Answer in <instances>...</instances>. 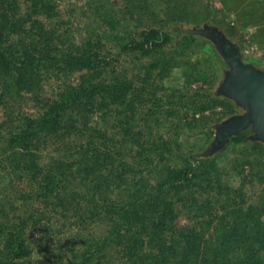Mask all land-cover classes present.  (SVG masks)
<instances>
[{"label":"trees","instance_id":"trees-1","mask_svg":"<svg viewBox=\"0 0 264 264\" xmlns=\"http://www.w3.org/2000/svg\"><path fill=\"white\" fill-rule=\"evenodd\" d=\"M63 1L0 0V264H29L27 230L46 221L48 229L54 219L60 226L44 237L52 233L67 241L64 254L70 257L59 264H264V183L255 198H247L243 170L255 165L249 148L230 167L214 156L169 165L161 155L158 164L133 170L125 156L135 140L140 147L162 140L169 149L164 133H152L160 116L181 106L180 89L167 93L159 85L160 93L157 84L147 83L145 68L136 75L116 71V53L108 50L124 35L115 8L102 2L95 7L107 35L94 40L75 33L74 9ZM148 32L144 53L171 40L161 27L141 33ZM132 42L127 38L120 48L130 50ZM173 49L163 73L152 65L156 78L178 66L173 60L184 54L183 46ZM50 81L55 88L47 92ZM24 100L36 114L18 106ZM79 135L84 142L72 146ZM47 137L62 142L63 152L44 162L38 147ZM12 170L23 186L17 205L6 187ZM229 173L243 176L239 185L229 183ZM52 201L54 208L40 209ZM176 204L193 213L187 222H173Z\"/></svg>","mask_w":264,"mask_h":264},{"label":"rangeland","instance_id":"rangeland-1","mask_svg":"<svg viewBox=\"0 0 264 264\" xmlns=\"http://www.w3.org/2000/svg\"><path fill=\"white\" fill-rule=\"evenodd\" d=\"M101 2L106 3L109 8L116 9L115 18L120 22V28H118L120 32H118L124 35L118 43L122 45L127 38L133 40L130 50L121 49L119 44L117 48L108 50L116 53L114 54L116 71L120 75H136L145 68L149 85L157 84V88L161 85L166 90L169 89L167 93L175 88L180 89L176 93L182 107L173 108L169 116H160L162 123L157 126L158 128L155 127L157 131L152 133L153 136L164 133L166 140L171 141L170 150L162 148L163 145L168 146L163 144L162 140L140 147V139H137L128 145V147L132 145L133 148L131 147V153L125 156V160L132 164L133 170H136L145 168L149 162H152V165L158 164L161 155L166 156L164 160L169 165L180 164L184 160L193 163L214 156L219 164L230 167L233 157H241L242 151L249 148L248 158H252L256 165L253 167L262 170L259 176L258 174L254 176L250 172L253 167L251 169L250 166H244L243 175L249 181L246 188L247 198H255L264 183V144L251 140L255 132L249 126L234 135L237 136V141L231 142L230 138L234 137L231 136L223 147H214L215 125L228 121L234 115H241L245 112V107L240 106L231 96L222 91L221 86L230 72L229 65L215 42L201 31L209 29L223 32L239 48L242 61L252 64L258 72H262L264 71V0H64L62 6L74 9L73 30L77 35L82 34L94 40L107 35L104 30L101 31V25L98 24L99 18L96 15L98 12L95 10ZM152 26L169 31L171 40L164 38L165 45L160 47L161 49H150L144 53L145 48L141 47V44L146 42L149 32L146 34L141 32ZM159 40L161 42V39ZM178 44L183 46L181 51L184 53L174 58L177 62L173 60L174 63H178V66L167 69V76L161 79L156 78V68L152 65H160L163 73L162 65L166 56L174 51V46ZM107 45L110 47L111 43L107 41ZM178 49L180 50V47ZM94 50L101 55L100 45H97ZM51 85L50 81V84L45 86L47 92L51 91ZM54 85L55 83L52 85L53 88H55ZM184 86L188 90L182 89ZM160 88H158L159 92L162 91ZM18 106L32 114L38 111L30 100H24ZM119 133L121 134L120 131ZM77 138L72 145L74 147L84 142V137L79 135ZM149 138L151 136H148L146 140ZM98 141L101 142V139ZM61 143L53 137H47L38 147L40 160L47 162L51 155H60L63 152ZM5 146L3 144V147ZM66 154L68 155L67 152ZM15 174L18 173L12 170L6 175L8 179L6 187L9 186L7 190L14 198L13 203L19 199L17 197L23 189ZM127 175L129 177L130 173ZM228 176L229 183L233 186L239 185L243 177L236 173H229ZM258 178L261 180L259 181ZM55 203L56 201L49 202L46 205L47 208L42 205L40 209L49 210L51 207L54 208ZM80 205L79 209L83 211L85 207L83 201ZM215 207L218 209L219 205ZM5 209L8 212L13 211L10 206ZM55 209L63 210L62 207H55ZM175 210L177 216L173 222L177 224L187 222L189 216L193 215L181 204H176ZM45 220L44 218L42 221ZM46 222L44 226L39 225L27 230V244L30 249L29 264H59L60 259L66 262L70 257L64 254L65 243H67L65 239L57 238L58 236L52 233L48 238L44 237L48 229L52 231L60 226L54 219L47 229ZM96 230L100 233L101 225L96 227Z\"/></svg>","mask_w":264,"mask_h":264},{"label":"water","instance_id":"water-1","mask_svg":"<svg viewBox=\"0 0 264 264\" xmlns=\"http://www.w3.org/2000/svg\"><path fill=\"white\" fill-rule=\"evenodd\" d=\"M201 33L215 42L229 65L230 72L221 86L222 91L245 107L241 115L215 125L214 147H223L231 136L249 126L255 132L254 138L264 140V71L258 72L252 64L244 63L237 45L223 32L205 29Z\"/></svg>","mask_w":264,"mask_h":264},{"label":"crops","instance_id":"crops-1","mask_svg":"<svg viewBox=\"0 0 264 264\" xmlns=\"http://www.w3.org/2000/svg\"><path fill=\"white\" fill-rule=\"evenodd\" d=\"M242 131V130H241ZM252 138L253 139H251V140H253V141H257V142H261L262 144H264V140H262V139H256V138H254L253 136H252ZM231 139V138H230ZM231 142H232V140H230ZM227 146V145H226Z\"/></svg>","mask_w":264,"mask_h":264}]
</instances>
